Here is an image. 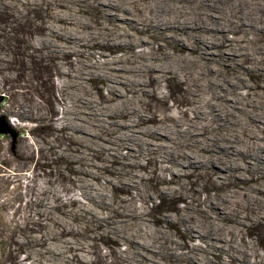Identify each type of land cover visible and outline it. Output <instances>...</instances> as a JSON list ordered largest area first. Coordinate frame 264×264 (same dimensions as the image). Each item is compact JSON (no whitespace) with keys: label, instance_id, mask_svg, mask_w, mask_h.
<instances>
[{"label":"rangeland","instance_id":"rangeland-1","mask_svg":"<svg viewBox=\"0 0 264 264\" xmlns=\"http://www.w3.org/2000/svg\"><path fill=\"white\" fill-rule=\"evenodd\" d=\"M98 1L0 0V114L16 132L15 139L0 134V264H247L240 258L247 249L259 256L255 259L261 264L264 218L242 213L228 235L234 245L241 243L235 255L220 248L226 235L210 243L199 232H191L186 219L204 215L200 210L212 207L203 200L250 188L264 177L262 169L253 172L240 162L238 169L225 174L216 170L224 167L220 163L187 169L180 166L175 150L160 157L158 151L146 153L143 148L144 140L154 136L148 124L183 119L179 130L196 120L200 141L206 143L203 152L208 154L210 148L218 152L216 147L225 143L233 127L212 113L218 101L225 109L237 103L238 136L245 138L244 146L258 142L259 135L264 141V115L256 122L247 116L254 106L253 95L264 100V79L255 59L264 55V31L249 34L238 23L227 27L236 16L264 17V0H216L222 8L217 27L223 31H207L209 38L216 36L195 42L198 66L219 69V73L207 71L209 79L212 75L240 79L241 85L231 89L226 100L216 96L210 83L198 86L203 74L184 55L189 53L185 43L160 36L176 31L138 19L144 0L107 1H113L114 8ZM200 3L194 1L196 6ZM117 35L125 40L123 44L115 42ZM242 45L246 53L233 65L221 60L222 51L239 50ZM173 58L182 68L180 75L172 68L158 78L154 75L159 72L144 68L138 98L134 78L129 76L136 72V64L152 60L158 66ZM117 65L120 69H112ZM107 72L118 75L117 90L104 76ZM130 97L137 98L139 113L149 118L137 125L139 137H130L134 129L102 116L105 106L111 107L109 113L117 99ZM124 104L132 111L128 101ZM127 119L120 117L122 123ZM169 133L159 131L155 142L167 144L171 136L182 149H192L189 134ZM176 168L182 176L174 174ZM136 173L143 174L138 185L124 183ZM176 186L182 189H170ZM126 213L144 215L146 222L140 227L126 224ZM182 213L190 214L184 220ZM159 228L170 236L165 241L168 249L162 250L158 243ZM191 252L195 255L190 259Z\"/></svg>","mask_w":264,"mask_h":264},{"label":"bare ground","instance_id":"bare-ground-1","mask_svg":"<svg viewBox=\"0 0 264 264\" xmlns=\"http://www.w3.org/2000/svg\"><path fill=\"white\" fill-rule=\"evenodd\" d=\"M107 1H109V0H99L97 4L104 3V4L108 5L109 7H112V8L115 7L112 4L113 1L110 4H107ZM194 1L195 0H144L143 6H142V9H143L142 13L139 14V16L138 15L137 16H138L139 20L146 21V23L148 25L150 24L154 28L155 27H168L166 29L172 28V30L176 31V32H167V31L166 32H160V36L163 37L164 39L165 38L166 39L171 38L173 42L185 43L186 47L184 48V50L186 51V53L187 52H189V53L184 54V55H186V57L189 60L193 61L194 62L193 64H196V67H198L199 71L203 74V77L200 80V82L198 83V86L204 85L206 83H210L209 85L211 86V90L216 94V96L218 98L226 100V98L231 93H233V90H231V89L241 85L240 79L237 78L238 76L236 77V79H231L232 77L229 78L226 76H218V75L214 76V75H212L211 76L212 78L209 79L210 76H208L207 75L208 73L206 74V72L211 71V72L219 73V69L218 68L214 69L216 66H212L211 64L198 66V64L196 62L197 60L196 61L194 60L195 53H196V48H195L196 45L198 43L205 42L206 39H213L212 37L216 36L215 34L210 35V38H209L206 35L207 31H213V30L216 32L223 31V30H220V28L218 30V27H217L219 25V23H221L220 22L221 16L217 12H219L222 8L216 0L215 1H213V0H200L201 3H200V5H197V6H196V4H194ZM123 9L127 10L129 8L125 7ZM232 9H236V8H232ZM153 12H155V13H153ZM106 14H109V13L106 11ZM233 23H238L239 25H242L243 26L242 30L249 33V34L254 33L255 31H264V17L260 16V15L259 16L256 15L254 17H249V16L244 14L243 16H241L239 18H237V16L233 17L231 19V22L229 24H227V27H229V28L233 27L234 26ZM224 25H225V22H224ZM210 26H211L212 30H210V28H209ZM237 27H239V26H237ZM172 30H170V31H172ZM237 31H239V30H237ZM127 35H129V34L125 33V35H123V36L126 37ZM132 39H134V38H132ZM114 40H115V42H117V44L118 43L123 44L125 42V40L124 41L121 40L120 35H117L116 37H114ZM195 42H198V43H195ZM262 46L263 45H259L258 48L261 49V48H263ZM242 48H244V45H242L239 50L237 49L235 51L233 49L232 50L227 49V51H222L223 54L219 55V56H220V58H222L221 60L231 62L230 64H232V62L236 61V59H237L236 57H241L243 54L246 53V52L242 51ZM201 51H204V49L201 48ZM255 51H253V53ZM248 53H250V52L248 51ZM259 53H261V52H259ZM200 57H201V55H200ZM255 59L257 60L256 62L258 63V67L256 66L257 67L256 69H258V71L260 72V76L262 77V79H264V55L258 54L255 57ZM140 61H142V60H140ZM170 61H167V63H165V64H161V65L159 64L158 66L152 60L148 61V63L144 62V63H139L138 65L136 64V66L133 68V70H135L136 72L134 74H130L129 76L134 78V80H131V81H132V84H135V93H136L138 98H140V91L142 90L141 84H144L143 82L145 79V77H144L145 74L142 71L144 68H149L150 69L149 71H151V72H159L158 74L154 75L155 77H158V78L159 77L161 78L163 76V74H161V73L168 71V70H171L172 68H175L178 76L180 75V72H178V71L182 68L175 66V64L178 60L173 58V60L171 62ZM219 62H221V61H219ZM212 64H213V61H212ZM112 69H120V68L117 65V67H114ZM109 74H110V72L104 73V76H106L107 80H110L112 83H115V85H111V88L113 90H115V89L117 90L118 86H116V83H118V75L114 74V73L111 75H109ZM129 76L127 75L126 77L129 78ZM123 91H125V89ZM261 95H264V94H261ZM254 96H256V95H253V97L250 98V100L252 101L254 106H253V108L247 110V116L249 117L250 120L256 122L261 117L263 118L264 100L263 99L262 100L257 99L258 97H254ZM135 99H137V98H135ZM135 99L133 97L126 98V99L119 98L114 102L115 110L107 113L108 110H111V109H109L111 107L105 106L104 107L105 111L102 113L103 118L104 117L107 118L108 120L111 121V123H117L118 122V124L120 123V125H122V128H126L128 130L134 129L135 132L133 134H131L130 137H135V136L139 137L138 134H135V133H140L139 131H136L137 125L139 123L146 124V122L149 119V118L145 117V116H147L146 115L147 113L146 114H144L143 112L139 113L138 101H136ZM125 101L126 102L128 101L129 105L132 106V108H131L132 111L127 110L125 108V106H126L124 104ZM234 102H235V100H234ZM123 104H124V106H123ZM220 104L221 103H219V101L215 102L214 106H212V109H213L212 113L214 115L222 118L224 122H226L228 124H232L233 127H230L229 136L226 139L224 137L225 143L223 145L219 144L220 146L218 148L216 147V149H218V152L215 151L213 153L215 148H210V150H208V152H209L208 154L207 153L205 154L203 152V149L204 150L206 149V146H205L206 143L205 144L202 143L203 140H202V142L200 141L201 136H199V135L201 134V131H198V129L200 127L198 126L199 122H197L196 120H191V122L186 123L187 127L185 129L179 130L178 127L181 123H183V119H180V120L173 122V123L170 122L168 124L162 123L158 126H151V124L150 125L148 124V131L150 133H154V136L152 138H149V139L147 138L144 140L146 142L145 147L143 146L144 151L146 153L158 151V153L156 152L157 155L160 157H164V155H163L164 152H166V151L168 152V150H175V152L177 151L176 152L177 154H175L176 158L177 159L179 158L181 161V162L179 161L180 166H184L187 169L194 168L195 166H198V165L200 166V165H208V164H212V166L215 167L216 166L215 163H218V164L220 163L224 167H221V168L218 167V168H216V170L219 174H225V172H228L230 170L238 169V167H239L238 165H240L238 163L240 162V163H243V165L247 164L249 166V168L252 169L253 172L262 169V173L264 175V141H262V139H263L262 135H259V141L258 142L251 143L249 146H247L248 144L247 145L245 144L247 147L244 146L242 144L241 140H244L245 138L240 139L238 136L240 130L237 127V124H238L237 123V114H236L237 110L234 111L238 106V105H236L237 103L230 106V107H232V109L230 107H229L230 109H225L224 107H222L224 105L221 106ZM222 104H223V102H222ZM231 104H232V102H231ZM112 112H114V113H112ZM123 115L128 116L127 121H125V122L123 121L124 123H122L120 120V117ZM134 115L136 116V118L135 119L133 118V120H131V117L132 116L134 117ZM114 116H117V117L113 118ZM108 120H106V121L108 122ZM253 123L254 122H252L249 125V128L252 127ZM159 131H163L165 134L167 132H170L169 135L171 134V135H175V136H181L183 134H186V135L189 134L190 135L189 137H192L194 140L193 144L189 143L190 144L189 147L191 146L192 149L188 150V149H185V147H184V149H182L179 146L180 143L176 142L178 139L172 138L171 136H169L170 141L167 144L166 143H158L159 141L155 142V141H157L155 134H157ZM91 132H93V131H91ZM94 133H95V130H94ZM111 133H115V131H113ZM166 135H168V134H166ZM175 136H173V137H175ZM133 140H135V138ZM199 143L201 145H199ZM195 144L197 145V147L194 146ZM209 146H211V145L209 144ZM212 146H213V144H212ZM194 149H196V150L194 151ZM233 154L236 155L235 158H234V156H232ZM128 155H129L128 157H132V156L135 157L133 154H128ZM206 157L208 158L207 160H205ZM244 157H246V158L248 157L249 159L245 160ZM174 174L177 177L182 176L181 169L176 168L174 171ZM142 175L137 174V173L133 174L131 176V178L128 179V181H124V183L131 184V185L132 184L138 185L139 184L138 178L142 177ZM246 176L248 177L247 174H246ZM244 177L245 176H243V178ZM171 181H173V180H171ZM167 187L164 189H167ZM170 189L175 191V190L182 189V187L176 186L175 188L172 187ZM263 193H264V177L262 179L255 181L253 183V185L248 189H244L241 191H239V190L236 191V189H235V191H233L232 194L231 193L230 194H227V193L221 194L219 197H217L214 200L210 199V201L209 200L208 201L203 200L202 202L205 203L206 205H208V202L212 204V207L209 205L207 209H201L200 210L201 213L204 215H201L199 213V215L195 214L191 218L188 216L186 219L185 216L189 215L190 213H188V214L182 213L183 214L182 218L184 220L185 219L187 220L186 222L188 223L189 228H190L189 230L191 232H193V231L199 232L201 234V236L207 238L210 241V243L213 239H215V238L220 239L221 235H226L225 243H224V245H220V248H222L226 252H230L231 254L235 255V252H237V250L239 249L238 246H240L241 243H238V245H234L232 243L233 241L228 236L229 231L235 230L236 226L234 224L241 221V219L243 217L242 216L243 212L250 213L252 216H259L261 218H264V197L262 196ZM189 198H191V197H189ZM235 204H237L238 206H235ZM123 221L126 224L136 225V226L140 227L139 225L146 222V218L144 215H136V214L126 213L124 215ZM226 221H229V222L227 223ZM156 232L162 237L161 240H159V242H158V243H160L161 249L162 250H164L166 248L168 249L169 246L165 245L166 239H168V237L170 238L167 231L159 228L156 230ZM213 243L210 245L212 248L215 246V245L212 246ZM195 248H197V247H195ZM248 248L250 249L251 247L249 246ZM192 253L193 252L190 253L188 258L191 259L194 257L193 255H195V254H192ZM244 253L246 255L245 257L239 256L243 262H245L247 264H259L258 261L255 259L256 257H259V256L252 255L248 249L243 251L242 256ZM262 258H263V262L261 264H264V256H262ZM186 261H188V260H186ZM224 264H225V262H224Z\"/></svg>","mask_w":264,"mask_h":264},{"label":"water","instance_id":"water-1","mask_svg":"<svg viewBox=\"0 0 264 264\" xmlns=\"http://www.w3.org/2000/svg\"><path fill=\"white\" fill-rule=\"evenodd\" d=\"M2 101V96L0 95V102ZM0 134L10 135L15 139L16 132L9 121L0 114Z\"/></svg>","mask_w":264,"mask_h":264}]
</instances>
